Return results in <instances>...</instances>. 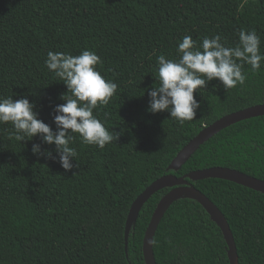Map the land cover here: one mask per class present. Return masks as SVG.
<instances>
[{"label": "trees", "instance_id": "1", "mask_svg": "<svg viewBox=\"0 0 264 264\" xmlns=\"http://www.w3.org/2000/svg\"><path fill=\"white\" fill-rule=\"evenodd\" d=\"M242 29L255 30L264 54V0H0V98L26 96L37 118L56 131L55 106L65 103L67 89L47 69V53L75 56L88 49L102 61L97 70L118 85L94 115L119 133L102 149L77 134L70 144L77 157L65 172L54 144L40 135L18 141L12 125L0 123V264H145L144 231L168 188L140 208L127 237L128 256L125 225L132 203L156 178L223 166L264 180V115L220 130L179 170H167L203 127L264 104V62L255 73L243 65V85L226 91L214 78L194 90L201 107L182 125L167 111H146L157 56L177 59L186 35L199 45L220 34L234 47ZM33 144L41 153L31 152ZM192 184L225 216L237 264H264V193L220 178ZM226 248L209 214L189 198L168 207L153 237L157 264H229Z\"/></svg>", "mask_w": 264, "mask_h": 264}, {"label": "clouds", "instance_id": "2", "mask_svg": "<svg viewBox=\"0 0 264 264\" xmlns=\"http://www.w3.org/2000/svg\"><path fill=\"white\" fill-rule=\"evenodd\" d=\"M260 43L255 30H240L234 47L226 46L220 34L204 37L199 45L191 36H184L176 47L177 59H167L163 54L156 57L157 84L147 90L150 99L146 111L153 114L167 111L170 118L181 125L195 119L201 105L194 98V90L203 89L206 82L214 78H218L226 91L243 85L246 80L243 65H250L255 73L264 62ZM100 63V57L88 49L75 56L49 51L45 60L47 69L67 89L61 94L65 103L55 106L56 131L37 118L35 105L26 96L17 100L12 96L0 98V123H10L18 141L40 135L43 142L54 144L59 164L67 172L73 168L70 160L77 157L76 149L70 146L77 134L83 143L101 149L119 136L94 115V109L98 105H107L118 87L97 70ZM31 152L41 153L40 146L33 144ZM43 155L51 157V152L45 150Z\"/></svg>", "mask_w": 264, "mask_h": 264}, {"label": "water", "instance_id": "3", "mask_svg": "<svg viewBox=\"0 0 264 264\" xmlns=\"http://www.w3.org/2000/svg\"><path fill=\"white\" fill-rule=\"evenodd\" d=\"M264 115V104L252 105L232 113L226 114L203 127L191 140H189L172 159L167 170L177 171L192 155V153L205 141L220 130L243 119ZM204 178H220L254 189L264 193V180L248 175L237 169L212 166L208 168L190 171L177 176L166 173L152 181L134 200L127 216L125 225V252L128 256L127 237L136 223V218L143 203L156 191L169 188V190L157 202L142 239V254L145 264H157L153 253V237L155 231L168 207L178 199L189 198L197 201L209 214L210 219L220 229L226 242V251L229 264H237V250L230 226L216 204L203 192L197 189L191 181Z\"/></svg>", "mask_w": 264, "mask_h": 264}]
</instances>
